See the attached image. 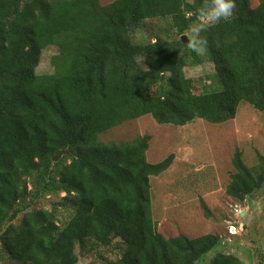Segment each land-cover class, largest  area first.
<instances>
[{
  "label": "trees",
  "instance_id": "1",
  "mask_svg": "<svg viewBox=\"0 0 264 264\" xmlns=\"http://www.w3.org/2000/svg\"><path fill=\"white\" fill-rule=\"evenodd\" d=\"M203 2L0 0V239L15 263L78 264L112 248L120 255L108 264H198L220 244L212 234L159 233L150 178L166 172L173 155L150 164L148 136L99 141L147 115L182 127L227 123L242 102L264 113V0H239L230 18L202 33L201 57L182 37ZM166 19L179 38L146 30ZM51 46L54 72L39 75ZM208 63L215 67L208 85L187 78L186 68ZM232 164L227 194L244 202L264 184V156L250 169L237 151ZM46 196L60 199L27 212ZM211 264L244 263L217 254Z\"/></svg>",
  "mask_w": 264,
  "mask_h": 264
},
{
  "label": "rangeland",
  "instance_id": "2",
  "mask_svg": "<svg viewBox=\"0 0 264 264\" xmlns=\"http://www.w3.org/2000/svg\"><path fill=\"white\" fill-rule=\"evenodd\" d=\"M114 1L101 0V4L106 6ZM238 2L235 0L236 6ZM146 30L152 35L179 38L171 19L150 21ZM142 34L146 31L137 36L143 37ZM57 53L58 49L53 46L43 51L37 74L54 72L52 59ZM214 72L211 63L185 69L187 78L203 79L207 85L210 83L208 76ZM144 136L150 137L146 152L150 164L159 163L170 155L174 157L166 172L150 178L152 217L159 233L166 239L180 235L189 238L207 234L219 236L220 244L198 264H211L217 254L234 255L244 264H264V184L244 202L227 194L236 152L241 151L243 162L250 169L259 164L260 156H264V113L242 102L236 118L227 123L213 125L196 120L182 127L159 124L147 115L109 130L99 136V141L119 144ZM60 197L46 196L27 212L51 210ZM204 205L210 211L209 217L205 216ZM59 218L66 221L68 215L62 211ZM77 254H80L79 248ZM119 255L118 249L99 250L87 257L79 255L78 264H108L116 261ZM0 264H17L3 251L1 239Z\"/></svg>",
  "mask_w": 264,
  "mask_h": 264
},
{
  "label": "clouds",
  "instance_id": "3",
  "mask_svg": "<svg viewBox=\"0 0 264 264\" xmlns=\"http://www.w3.org/2000/svg\"><path fill=\"white\" fill-rule=\"evenodd\" d=\"M235 6V0H204L198 9L196 19L187 28L186 42H184L186 47L197 56H205L207 41L202 33L220 21L230 18Z\"/></svg>",
  "mask_w": 264,
  "mask_h": 264
},
{
  "label": "water",
  "instance_id": "4",
  "mask_svg": "<svg viewBox=\"0 0 264 264\" xmlns=\"http://www.w3.org/2000/svg\"><path fill=\"white\" fill-rule=\"evenodd\" d=\"M182 41H183V42L186 41V37H185V36L182 37ZM61 158H62L61 156L55 157V158L53 159V161H54V162H58Z\"/></svg>",
  "mask_w": 264,
  "mask_h": 264
}]
</instances>
